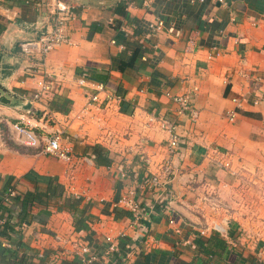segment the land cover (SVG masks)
<instances>
[{"label": "crops", "instance_id": "crops-1", "mask_svg": "<svg viewBox=\"0 0 264 264\" xmlns=\"http://www.w3.org/2000/svg\"><path fill=\"white\" fill-rule=\"evenodd\" d=\"M224 1L0 0V85L16 95L5 93L0 117L64 128L76 157L18 145L0 122V200L8 187L16 192L0 207V264H264V205L249 215L229 198L239 183L264 184V0ZM57 4L76 13L72 42L44 59L21 55L18 43L37 38ZM83 73L86 86L77 82ZM41 75L51 89L33 100ZM97 84L104 102L81 112ZM184 93L194 120L176 113L172 97ZM62 99L65 112L54 107ZM150 115L174 117L182 141L143 232L119 199L135 188V172L162 171L169 133ZM95 144L109 160L83 158ZM204 194L227 210L201 203ZM147 195H136L142 206ZM67 197L79 199L72 210ZM223 218L226 236L211 228ZM76 241L95 258L83 261Z\"/></svg>", "mask_w": 264, "mask_h": 264}, {"label": "built area", "instance_id": "built-area-1", "mask_svg": "<svg viewBox=\"0 0 264 264\" xmlns=\"http://www.w3.org/2000/svg\"><path fill=\"white\" fill-rule=\"evenodd\" d=\"M203 1V0H202ZM221 4H225L224 0H217ZM43 5V3H42ZM41 3L37 2L36 7L39 9ZM40 11V10H39ZM54 16L52 17V23L46 26L43 33H41L37 38L25 39L18 43L19 52L21 55L28 58L44 59L45 56L53 50L56 46L61 43H71V28L74 20L76 19L75 11L68 5H56L54 11ZM162 26V21L158 20L156 23H152L151 27L154 29H159ZM43 62V61H42ZM40 65V64H39ZM77 82L80 86H86L88 83L87 75L83 73ZM51 89V84L46 80V77L41 75L38 80H36V88L30 93L31 99L39 100L42 95L47 93ZM102 89L101 84H97L95 92L86 94V104L81 110V112L86 113L91 105L102 104L104 99H100L97 90ZM173 100L178 104L176 110L177 114H182L185 112H190L192 120L196 119L198 112L192 108L188 93L174 95ZM235 112L230 111L228 113V119L232 120ZM19 121H9L6 118L0 117V122H5L8 127V137L18 145L28 146L37 149L39 152L51 155L56 158L62 159L67 163L75 162V155L73 154L71 146L65 141L67 135L62 127H52L48 128L45 125H35L30 121H24L22 118ZM149 122L157 123L159 128L165 130L169 133V139L167 142V156L162 164V171L158 173H134L135 188L129 190L125 195H123L119 201L123 203L132 213L134 222L146 231V226L142 224L141 219L146 217L147 210L151 211L156 204L160 202L163 196L159 193L158 189L164 186L165 183L171 180L174 175V170L172 169V158L177 153L180 142V136L177 133V122L172 116H162L157 117L156 115L149 116ZM38 126L40 131L35 130ZM85 160L91 162L95 155L91 153L88 156L83 157ZM144 163L148 164L149 159L144 158ZM219 165L222 167H229V163L224 160H220ZM118 168L122 175H125L123 164H119ZM15 189L13 187H8L6 193L0 200V207L4 203L8 202L12 196L15 195ZM148 193L145 200V206L141 205V201L136 198ZM200 201L203 204L210 206L214 211L216 210H227L226 203L219 198L218 195L214 194H204L200 197ZM1 211V210H0ZM5 222V218L0 212V225ZM169 222H173V219H169ZM229 220L228 218H223L221 222L212 221L211 228L219 231L223 235H227V227ZM200 233L205 234L206 227L204 225L199 228ZM59 238V237H57ZM109 243V251H114L116 249L114 241L111 237H106ZM76 253L80 255L83 261H88L95 258V253L90 249V246L86 243L76 241Z\"/></svg>", "mask_w": 264, "mask_h": 264}, {"label": "rangeland", "instance_id": "rangeland-1", "mask_svg": "<svg viewBox=\"0 0 264 264\" xmlns=\"http://www.w3.org/2000/svg\"><path fill=\"white\" fill-rule=\"evenodd\" d=\"M234 191L229 197L230 201L246 211L249 215H257L259 207L264 205V184L262 181H250L247 184L239 183L234 186Z\"/></svg>", "mask_w": 264, "mask_h": 264}, {"label": "trees", "instance_id": "trees-1", "mask_svg": "<svg viewBox=\"0 0 264 264\" xmlns=\"http://www.w3.org/2000/svg\"><path fill=\"white\" fill-rule=\"evenodd\" d=\"M2 30H3V25L0 24V31H2ZM43 32H44V30L41 33H43ZM60 101L61 102L60 103L58 102V104L57 105H54V107L58 111L65 112L66 111V108L65 107L67 106V103L69 101L67 99H62ZM92 153L95 155V160H96V162L98 164L103 163V162L109 160L107 151L104 148H102L100 145H97V144L93 145L92 146ZM48 190H49V188H48ZM59 194L62 195L61 192ZM78 201H79V199L67 197L66 198V202H65V207L68 208V209H70V210H72L75 207V205H76V203Z\"/></svg>", "mask_w": 264, "mask_h": 264}, {"label": "water", "instance_id": "water-1", "mask_svg": "<svg viewBox=\"0 0 264 264\" xmlns=\"http://www.w3.org/2000/svg\"><path fill=\"white\" fill-rule=\"evenodd\" d=\"M2 91H4V93H2ZM5 93H8V91L6 90V88L0 85V102L9 103L10 98ZM8 95H11L12 97H16V95L11 93H8Z\"/></svg>", "mask_w": 264, "mask_h": 264}]
</instances>
